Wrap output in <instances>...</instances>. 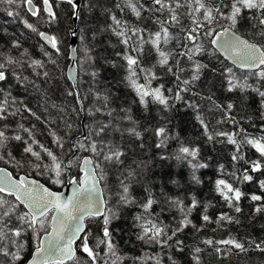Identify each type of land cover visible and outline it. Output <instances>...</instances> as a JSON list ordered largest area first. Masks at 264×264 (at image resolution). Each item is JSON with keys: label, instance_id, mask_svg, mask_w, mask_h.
Returning <instances> with one entry per match:
<instances>
[{"label": "trees", "instance_id": "obj_1", "mask_svg": "<svg viewBox=\"0 0 264 264\" xmlns=\"http://www.w3.org/2000/svg\"><path fill=\"white\" fill-rule=\"evenodd\" d=\"M32 1L39 6V13L36 16L27 15V18L36 31L28 28L25 23L27 20L21 19L19 15L8 14L10 10L14 13L19 10L26 15L24 5L15 8L0 4V62H4L9 56L19 62L6 67L7 78L0 83V106L5 109L4 114L7 116V119L0 120V130H4L9 137L7 146L0 149V155L4 156V159H0V166L9 169L15 177L21 174L31 176L54 190H60L69 179L79 176L81 158L88 155L85 150L79 148V144H85V140L90 137V120L92 124L101 117L108 119L109 109L113 110V114L116 110L121 116L123 114L120 109L126 110V115L131 119L122 120L121 123H124L125 129L135 128L141 135L137 138L127 132L121 139L118 138V143L113 146L123 152V163H119L118 169L134 172L137 170L140 175L138 182L129 178L127 181L130 194L137 203L128 206L119 203L118 218L110 225L111 239L117 254L115 257L108 253L104 244L96 246L98 239H103L102 218L86 220L89 245L98 253L96 264H157V260L160 264H196L195 257H199V264H264V252L256 249L252 243L264 241V211L256 213L254 210L257 206L264 205V200L250 199L251 195L264 197V189H261L259 183L264 180V167L258 172L250 171L254 161H260L264 165V157L251 145L243 142L246 138L264 137V97L257 91H264V78L257 76L256 71L241 74L239 70L228 65L212 48V37L200 36L198 43L202 45L203 51L194 55L193 60L178 55L187 51L184 45H192L184 39L186 32L181 26L174 25H166L169 27L171 38L166 44L161 40L159 45L161 50L169 53L168 65L161 66L158 63L159 54L151 40L160 27L156 23L157 17L160 20L167 19V11L156 12L155 8L159 6L152 5L151 0H132L141 11V15L137 17L127 6L126 0H96L97 6L85 15L87 22L91 23L86 39L87 47L89 46L93 55L90 60L93 66L90 70L96 73L93 83V88H96L94 98L83 92L84 89L86 91L91 88L90 84L85 82L89 78L85 81L80 79L74 88L65 75L69 63L68 35L72 30L73 8L65 2L50 0L56 14L53 21L43 11L42 0ZM92 1H81L77 21L78 33L81 32L79 25L84 23L83 7L88 5L86 9L90 8ZM225 3H228V0H225ZM178 11L182 14L183 29L193 27L191 20L183 15L186 9L181 8ZM112 15L121 22H126L127 29L141 30L137 36H132L128 45L122 43L123 38L118 37L112 30ZM253 15L251 11H244L233 30L251 42L264 46V36L259 34L261 26L257 20L251 18ZM27 23L30 24L28 21ZM213 27L219 31L229 27V22L221 20ZM42 31L57 38L60 49L58 54L46 46L42 47L49 55L39 52L41 43L38 37ZM128 35L131 36V31ZM14 43L20 46L13 47ZM133 48L140 50L133 52ZM126 53L136 56L140 68L145 70L141 72L140 68H137L138 84H145L152 89L163 86L161 91L168 97L167 108L153 101L151 97L146 98V105L139 102L137 93L126 79L128 72L126 61L123 59ZM33 59L42 61L44 67L34 71L28 66ZM51 60L56 63H51ZM194 62L207 67L201 69L199 79L184 86L181 81H191ZM168 67L173 71L169 72ZM227 69H231V73H228ZM44 71L48 72V77L42 75ZM37 72L41 75H37ZM150 76L154 78L146 79ZM229 79L248 87L243 90L237 87L229 91ZM183 87L188 90L181 91L182 99L176 100L175 93ZM168 89L172 91L169 92ZM69 92L73 94L69 95ZM229 104L232 105L231 109L228 108ZM92 109L99 114L97 119L89 115ZM198 116L200 119H197ZM83 120L87 125L85 138L82 137L81 130ZM21 124L30 130L31 136L19 127ZM158 128L165 129V133L159 137L155 134ZM217 133H237L234 138L240 144L239 152L237 153L235 145L228 143L227 135H216ZM15 135H20L22 140L12 139ZM103 135H98V138ZM209 135L213 137L212 140L208 139ZM57 138H60L63 148L54 143ZM24 141H28L35 151L40 152L41 161L24 153L23 149L27 146ZM161 141L162 146L157 147ZM40 145L52 151L65 164L69 160L72 161L61 177V184L50 182L52 173L45 171L43 165H51V159ZM73 145L76 147L73 148ZM182 146L198 149L193 163L198 162L206 167L194 171L187 160H177L175 157ZM8 153H11V156ZM234 154L242 156L243 159L233 161ZM36 164H41V167L36 168ZM137 165L144 170L139 169ZM245 169H249L248 174L252 175V181L242 180ZM193 174L200 183L193 180ZM122 176L126 178L124 173ZM218 179L227 180L244 193L239 201V207L242 209L240 213L230 208L217 192L215 182ZM146 190H150L152 197L157 201L149 209L152 218L169 228H174L182 215L179 208L167 203L170 198H178L185 206L189 205L193 198L198 202L197 208L189 214V219L197 227L190 225L179 232L169 241L171 248H161L156 244L136 239L139 228L133 218L143 212L139 204L148 196ZM0 196L12 204H18L8 195ZM17 212L26 211L19 205ZM221 214L234 217L239 223L220 221L217 224L215 221ZM203 215H208L212 222H204ZM30 230L26 228L20 237L15 238L18 243L24 244L22 257H25V260L22 258L15 264H25L23 261L30 257L38 243L35 234ZM43 233L45 232L41 231L40 236ZM229 238L243 243L246 251L241 252L228 245L214 243L210 246L203 243L208 239L215 242ZM177 239L183 242L179 246L174 243ZM79 245L80 242L76 248L77 261H69L67 264H91L87 255L79 250ZM197 247L202 249L200 253L195 252ZM216 248H220L221 252L217 253ZM15 250L11 249L13 252ZM149 257L154 259L150 260ZM8 258L7 264H11V257ZM4 262L5 260H2V263Z\"/></svg>", "mask_w": 264, "mask_h": 264}, {"label": "snow or ice", "instance_id": "obj_2", "mask_svg": "<svg viewBox=\"0 0 264 264\" xmlns=\"http://www.w3.org/2000/svg\"><path fill=\"white\" fill-rule=\"evenodd\" d=\"M67 2L71 4L74 9L77 7L74 0H67ZM126 3L137 17L141 15V11L136 7L132 0H126ZM151 3L154 6H159L155 8L156 12L162 13L163 11H167L168 13L167 19L160 20L159 17H157L156 23H158L160 27L159 30L153 34L154 39L151 40L152 45L159 54L160 59L158 63L161 66L168 65L169 53L161 50L159 45L161 40H163L166 44L171 38L169 27L166 25H174L181 26L182 30L186 32L184 39L192 45L191 47H188L187 44L184 45L183 47H186L187 51L178 53V55L187 56L189 60H193L194 55L203 51L202 45L198 43L200 36L215 37L211 39L212 45H218L219 48L223 49V51L227 53L234 63L238 64L242 68L258 70L255 74L260 78H264V46L258 47L256 44H252L241 38L235 31H233L239 20L242 18V13L244 11H251L254 13L251 18L257 20L259 26H261L259 34L264 36V0H228V3H225V0H151ZM0 4H5L10 7L14 5L18 7L22 4L27 6V10L33 16H36L39 13V9L33 7L32 0H0ZM43 5V11L47 13L50 20L54 21L56 19V14L53 11V6L50 3V0H43ZM117 6L119 7V5ZM181 8L186 9V12H184L183 15H186L191 20L193 27L183 29L181 25L182 14L178 11ZM224 9H228V11H224ZM8 14L10 16L14 14L18 15V13H14L11 10ZM110 19L114 25L112 30L118 37L123 38L121 42L125 45H128L132 36H137L141 31L140 29H127L126 22H121L115 15H112ZM221 20L229 22V27L222 28V30L217 31L213 26ZM25 23L28 28L36 31L32 24H28L27 21H25ZM129 31H131V36L128 35ZM39 35L47 42L48 45L51 46L53 50H55L57 54L59 53L60 49L55 36H49L43 32H40ZM19 46L20 45L18 43L13 44V47ZM139 50V48L132 49L133 52H137ZM45 55H49V53L46 52ZM123 59L126 61L128 72L126 79L137 93L139 102L146 105V98L151 97L153 101L167 108L169 106L168 97H166L161 91L163 87L162 85L152 89L145 84L137 83V68H140L138 58L126 53L123 56ZM17 63L19 62L10 56L6 57L4 62H0V81H5L7 78L6 67ZM51 63L55 64L56 62L55 60H51ZM28 66L33 68L35 71L38 68L42 69L44 64L40 60L33 59ZM205 67L207 66L194 62L191 81L183 80L181 83L184 86H187L190 82L196 81L199 79L201 69ZM167 70L169 72L173 71L171 67H168ZM140 71L143 72L145 70L140 68ZM226 71L231 73V69H227ZM13 74L15 75V73ZM36 74L41 75L39 72ZM42 75L44 77H48L49 74L47 71H44ZM92 75L95 76L96 73H92ZM150 78H154V76L146 77V79L149 80ZM179 79V76H177V80ZM228 83L229 91L237 87L241 88V90L248 87L244 84L234 83L232 79H229ZM187 90V87L181 88L180 91L175 93L174 98L176 100L182 99L180 92ZM168 91L171 92L172 90L168 89ZM257 91L261 97H264V91H259L258 89ZM68 94L72 95L73 93L69 92ZM228 108L231 109L232 105L229 104ZM4 113L5 109L0 106V120L7 119V116ZM13 115H15V113H13ZM127 118L131 119V117ZM197 119H200V117L198 116ZM201 123L203 124V120H201ZM19 127L25 132H28L29 136H31L30 130L24 128L23 124ZM106 127H108V125L100 127L96 134H102ZM127 131L130 134L135 135L137 138L141 135V133L136 131L135 128H130ZM164 133V128H158L155 132L158 137L162 136ZM216 135H227L228 143L235 145L237 153L239 152L240 144L237 143V140L234 138L237 133H217ZM12 139L21 141L22 137L20 135H15ZM208 139L212 140L213 137L209 135ZM8 141L9 137L6 135V132L4 130H0V149L5 148ZM33 142L35 143V141ZM243 142L251 145V147L254 148L261 157H264V137L246 138ZM24 143L27 145L23 149L24 153L35 157L37 161H41L42 158L40 152L35 151L28 141H24ZM54 143H56L58 147L63 148V143H61L60 138L54 140ZM162 144L163 141L158 143L156 146L161 147ZM39 147L51 159V165H43L45 171L52 173V177H50L51 182L57 185L61 184L63 182L61 177L67 168L71 166L72 161L69 160L68 163L65 164L52 151L44 147V145H40ZM75 147L76 146L73 145V148ZM79 148L91 151L95 155H103V159L106 162L123 163L121 160L123 152L119 149L112 150L109 148L108 152L104 153V148H98L97 143L94 141L87 145L81 143L79 144ZM178 153L179 154L175 158L177 160H187L194 171L198 168L206 167V165L198 162L193 163L198 155V149L182 146L178 150ZM8 155L11 156V153H8ZM0 159H4V156L0 155ZM239 159H243V157L237 154L232 156L233 161H237ZM83 163L84 167L81 168V172H83L84 175L79 180L75 178L68 180V183L75 185L72 195L68 197H65L63 193L53 192L48 188H45L43 185H39L36 181L29 182L27 177H21L18 181L0 178V184H4L5 181L7 182L6 187L0 186V193L12 195L15 197V200L19 202V204H12L0 196V255H3L4 257H11V264H15L16 261H20L23 258L22 252L24 251V244L18 243L14 238L20 237L26 228L31 229L35 234L36 239L39 240L31 259L27 261V264H67L68 261H77V249L73 247L77 240L80 241V245L78 246L79 250L87 255L91 264H96L98 253H96L94 248L89 245V234L86 232L84 224L86 216L102 217L103 239H98L96 246L99 247L100 244H104L109 254L114 257L117 255L115 244L111 239L112 232L110 231V225L113 220L118 218V216L111 210H108L107 212L105 211V202L100 194L99 188L97 187L99 181L103 179L104 176L100 175L98 177L94 170L89 167V165L93 163L91 159L85 158ZM34 166L36 168H40L41 164H36ZM96 167L99 168L100 165L97 164ZM262 167H264V165H262L260 161H254L251 163L250 171L258 172ZM3 171V169H0V172ZM248 172L249 169H245V174L242 176L243 181H252L253 177L248 174ZM134 175V171L128 172V177H132ZM192 178L196 183H200L195 174H193ZM259 183L261 189H264V180ZM215 184L217 192L228 204V206L230 208H234L236 213H240L242 209L239 207V201L244 193H242L238 187H234L232 183H229L225 179H218ZM121 189L122 191L119 196V202L121 204L128 206L137 203L136 199L130 194L129 185L123 180L121 181ZM146 191H148V196L143 203L139 204V207L143 210V212L133 218L134 223L139 228V233L136 235V239L149 244H156L161 248H171L172 244H169V241H172L173 237H176L179 232L183 231L190 225L194 228L197 227L189 219V214L198 206V202L195 198H193L191 203L187 206H185L183 201L178 198H170L167 201V203L171 206L179 208L182 214L176 226L174 228H169L168 226L162 225L158 220L152 218L149 213V209H151L153 204L157 201L152 197L150 190ZM250 199L252 201H261L264 200V197H261L260 195H251ZM19 205H23L28 211L18 213L17 208ZM254 210L256 213L264 211V205L257 206ZM13 218L16 219L19 226L9 227ZM202 219L206 223L212 222L208 215H203ZM220 221L239 223V220L228 216L227 214H221L215 222L219 224ZM49 227L51 228V231H48ZM197 230L199 231V228H197ZM41 231L47 233L46 239H42L40 237ZM174 243L179 246L183 242L177 239ZM203 243L210 246L214 243L228 245L241 252L246 251L245 245L234 238L215 242L208 239L203 241ZM252 243L255 244L256 249L264 252V246H262L264 245V241L261 243H255L253 241ZM12 247H15L16 249L14 252L11 251ZM231 248L229 250H231ZM201 251V248H195L196 253H200ZM215 251L220 253L221 249L216 248ZM149 259L151 260L154 258L149 257ZM169 259L171 260L172 257H169ZM194 259L196 260V264H199V257H195ZM157 264H160L159 260H157Z\"/></svg>", "mask_w": 264, "mask_h": 264}, {"label": "rangeland", "instance_id": "obj_3", "mask_svg": "<svg viewBox=\"0 0 264 264\" xmlns=\"http://www.w3.org/2000/svg\"><path fill=\"white\" fill-rule=\"evenodd\" d=\"M33 3L35 5H37L34 1H33ZM42 6H43V0H42ZM86 6H88V5H85L83 7V12H84V21L83 22L84 23L79 25V29H81V32L78 33V31H77V33H76L77 38H78L77 45H79L78 47H76V51H77L76 63H77V70H78L77 82H79L80 79L82 81H85V79L89 78L85 82L90 84L89 86L91 88L86 89V91L84 89L83 92L85 95H91L92 97L95 98L96 97L95 96L96 95V88H93V83L96 80V78L94 76H92V71L90 70V68L93 66V63L90 61L92 59L93 55L89 50V46L87 47L88 44H87V39H86V33H87V30L89 29V27L91 26V23L89 24V22H87L88 18H86L85 15L87 14V12H90L91 8L94 9L97 6V1L93 0L91 2L90 8L87 7V9H86ZM15 8H16V6H15ZM24 9L26 11L25 5H24ZM15 13H18V15L21 17V19L27 20L30 24L32 23L30 21V19L27 18V15H29L28 13L25 15L24 12L19 11V10ZM16 15L17 14H15V16ZM29 16H31V15H29ZM72 27H73V22H72ZM68 37H69V35H68ZM38 39L40 40L39 37H38ZM40 43H41L40 44L41 46L38 49L39 52L40 53H46L45 48L42 47L45 45L41 42V40H40ZM239 72L241 74L245 73V71H240V70H239ZM120 110L122 111L123 116L118 115L116 110H114V114H113V110L109 109V116L110 117L108 119H103V117H101L100 120H96V122H93L92 124H91V120H90V132H88V135L90 137H89V139L85 140V145L89 144L90 142H93V140L95 139L94 142L97 143L98 148H100V147L104 148V153H107L109 148H111V149L113 148L112 150H116L117 148H114L116 146H113V144L118 143V140H119L118 138L121 139L128 132L127 131L128 129L124 128L125 127L124 123L123 122L121 123L122 120H126V119L128 120V118H127L128 116L126 115L127 111L123 110V109H120ZM89 115H92L96 119L99 117V114L94 109H92V111H90ZM104 125H108V127H106L104 129L106 132L102 133V134H104L103 137L98 138L99 136L96 133L99 130V128L104 126ZM130 127H132L131 123H130ZM86 153L88 155H90V157L92 158V161H93V164H94V167H95V170L97 172L98 177L100 175L104 176V178L100 180V184H101V187L103 189L105 202H106V210L105 211L107 212L108 210H111L112 212H115L117 214L119 211V203H120L119 202V196H120L121 191H122L121 181L123 180L127 184V181L129 178V179H131V181L138 182L140 179V175H138V173H137L138 171L135 170V172H134L135 175L132 177H128L129 170L122 169V168L118 169L119 163L106 162L103 159V155H95L91 151H86ZM97 164L100 165L99 168L96 167ZM138 167L142 171L144 170V168L141 167L140 165ZM173 169H174V171H176L175 167ZM123 173H124V175H126V178H123V176H122ZM43 180L46 181L45 179H43ZM109 180H111V181L109 182ZM14 226H18V222L16 221L15 218L12 219V222L9 225V227H14ZM86 232H87V230H86ZM11 249L14 250L15 247H12ZM24 258L22 260H25ZM2 260H5V262L2 263ZM8 260H9L8 257H4L3 255H0V264H7ZM23 262L25 263L26 261H23Z\"/></svg>", "mask_w": 264, "mask_h": 264}, {"label": "water", "instance_id": "obj_4", "mask_svg": "<svg viewBox=\"0 0 264 264\" xmlns=\"http://www.w3.org/2000/svg\"><path fill=\"white\" fill-rule=\"evenodd\" d=\"M55 1H58V2H65L67 4H69L67 2V0H55ZM81 1L82 0H74V3L77 4V7L74 9L72 7L71 4V7L73 8V17H72V22H73V27H72V30L70 31L69 33V39H68V59H69V63L67 64V67H66V70H65V75H66V79L68 80V82L75 88L76 87V84H77V76H78V70H77V63H76V60H77V51H76V47H77V43H78V38H77V21H78V12L80 10V5H81ZM51 3V2H50ZM32 4H33V7L37 9L36 5L33 3L32 1ZM44 6V5H43ZM44 8V7H43ZM26 10H27V6H26ZM27 13L31 16H33L28 10H27ZM227 28V27H226ZM222 30V29H221ZM220 31V30H219ZM234 31V30H233ZM43 33L51 36L48 32L46 31H42ZM236 32V31H235ZM236 34L238 36H240L241 38L249 41L250 43L252 44H256V43H253L251 42L250 40H248L247 38H245L244 36L240 35L239 33L236 32ZM39 38L41 40V42L49 49H52L50 45L47 44V42L39 35ZM215 38V37H212V39ZM210 44H211V41H210ZM258 47L259 45L256 44ZM212 48L217 52V54L227 63L229 64L230 66H232L233 68L237 69V70H240V71H248V72H251V71H257V70H249L247 68H242L241 66H239L238 64L234 63L233 60L227 55V53H225L223 51V49L219 48L218 45H212ZM2 81H0L1 83ZM81 130H82V137L85 138L87 136V125L85 124V121L83 120L82 123H81ZM85 158H88V159H91L92 158L89 156V155H85L81 158V161H80V164H79V176L78 178H75V177H72V178H75L77 180H79L83 175L84 173L81 172V168L84 167V159ZM93 162V161H92ZM89 167H91L95 174L97 175V172L95 170V167H94V164L92 163L91 165H89ZM0 169H3L4 171L3 172H0V178H7V180H12V181H18L21 177H27L28 181L31 182V181H36L38 182L39 185H43L45 188H48L49 190L53 191V192H57V193H63L65 197H68V196H71L72 195V191H73V188L75 187V185L73 184H70L68 183V181L60 188V190H54L50 187H48L45 183H43L42 181H40L39 179H36L34 177H31V176H27V175H19L18 177H15L11 171L3 166H0ZM87 170V169H85ZM98 176V175H97ZM71 178V179H72ZM0 186H4L6 187L7 186V182L5 181L4 184H0ZM97 187L99 188V191H100V194L102 195V198L105 202V197H104V193H103V190H102V187H101V184H100V181H99V184L97 185ZM3 195H7L6 193H1ZM10 197H12L14 200H15V197L12 196V195H8ZM16 201V200H15ZM18 204L19 202L16 201ZM23 208L24 206L21 205ZM105 208H106V202H105ZM25 211H28L26 208H24ZM88 218H94V219H100L102 217H85L84 219V224H85V228L87 230V225H86V220ZM48 231H51V228L49 227ZM83 235V234H81ZM42 239H46L47 238V233H43L41 236H40ZM80 241L77 240L76 243L73 245L74 248H77V245ZM38 243H39V240H38ZM37 243V244H38ZM35 251V247L34 249L32 250L31 254H30V257L26 260L25 264H27V261L29 259H31L32 257V254L34 253ZM77 252V250H76ZM69 262V261H68Z\"/></svg>", "mask_w": 264, "mask_h": 264}, {"label": "flooded vegetation", "instance_id": "obj_5", "mask_svg": "<svg viewBox=\"0 0 264 264\" xmlns=\"http://www.w3.org/2000/svg\"><path fill=\"white\" fill-rule=\"evenodd\" d=\"M36 7H37V9H39V6L38 5H36Z\"/></svg>", "mask_w": 264, "mask_h": 264}]
</instances>
